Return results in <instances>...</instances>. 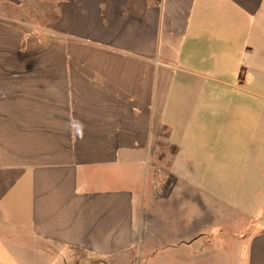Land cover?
<instances>
[{
	"label": "crops",
	"instance_id": "1",
	"mask_svg": "<svg viewBox=\"0 0 264 264\" xmlns=\"http://www.w3.org/2000/svg\"><path fill=\"white\" fill-rule=\"evenodd\" d=\"M264 264V0H0V264Z\"/></svg>",
	"mask_w": 264,
	"mask_h": 264
},
{
	"label": "rangeland",
	"instance_id": "2",
	"mask_svg": "<svg viewBox=\"0 0 264 264\" xmlns=\"http://www.w3.org/2000/svg\"><path fill=\"white\" fill-rule=\"evenodd\" d=\"M88 264H99V263L96 261H90V262H88ZM108 264H111V263H108ZM112 264H116V263L112 262Z\"/></svg>",
	"mask_w": 264,
	"mask_h": 264
}]
</instances>
